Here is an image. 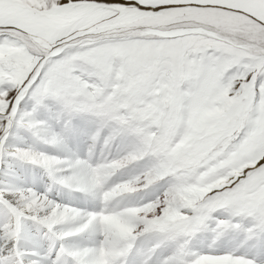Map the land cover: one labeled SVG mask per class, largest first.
Returning <instances> with one entry per match:
<instances>
[{"label": "snow or ice", "instance_id": "snow-or-ice-1", "mask_svg": "<svg viewBox=\"0 0 264 264\" xmlns=\"http://www.w3.org/2000/svg\"><path fill=\"white\" fill-rule=\"evenodd\" d=\"M0 264H264V0H0Z\"/></svg>", "mask_w": 264, "mask_h": 264}]
</instances>
